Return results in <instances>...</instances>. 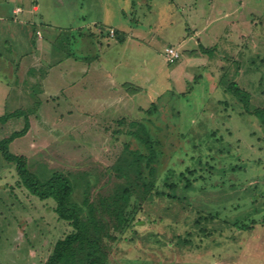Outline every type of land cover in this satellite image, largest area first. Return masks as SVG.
Masks as SVG:
<instances>
[{
    "label": "rangeland",
    "instance_id": "1",
    "mask_svg": "<svg viewBox=\"0 0 264 264\" xmlns=\"http://www.w3.org/2000/svg\"><path fill=\"white\" fill-rule=\"evenodd\" d=\"M16 111L10 153L68 177L106 264H264V0H0V117ZM54 207L0 155V264H45L71 232Z\"/></svg>",
    "mask_w": 264,
    "mask_h": 264
},
{
    "label": "trees",
    "instance_id": "2",
    "mask_svg": "<svg viewBox=\"0 0 264 264\" xmlns=\"http://www.w3.org/2000/svg\"><path fill=\"white\" fill-rule=\"evenodd\" d=\"M230 88H232V92L239 100L245 104L248 102V96L243 91L237 89L235 84H232ZM261 113L260 110L253 112L257 117H260ZM12 118H23L24 126L19 132H15L10 137L0 141L1 158L14 166L20 184L30 195L41 201L52 200L55 204L54 213L57 218L67 222L71 227V232L54 244L45 264H72L73 254L77 248L85 251L82 264H106L107 252L100 248L97 239L90 238L86 221L81 218L77 206L70 203L73 186L68 177L61 173H53L48 179L40 180L37 175L28 170L25 157L10 153L9 146L11 143L26 136L30 129L29 119L27 113L24 111H16L11 115H4L0 117V123H5ZM261 123L264 127V119L261 120ZM140 130L144 137L142 138L139 134L135 135L147 148V164L153 165L157 156L154 146H157V144L150 141L143 126H141ZM133 200L136 199L133 198L130 190L124 189L120 197L122 206H118L115 203L116 209L113 213L114 230L121 232L133 221L131 219L134 215ZM83 206L88 208L90 216L94 215V207L89 203L88 199H84Z\"/></svg>",
    "mask_w": 264,
    "mask_h": 264
},
{
    "label": "built area",
    "instance_id": "3",
    "mask_svg": "<svg viewBox=\"0 0 264 264\" xmlns=\"http://www.w3.org/2000/svg\"><path fill=\"white\" fill-rule=\"evenodd\" d=\"M165 54L167 55L168 57V62L169 63H173L174 61H176L178 59V53L173 50V49H166L165 50Z\"/></svg>",
    "mask_w": 264,
    "mask_h": 264
},
{
    "label": "crops",
    "instance_id": "4",
    "mask_svg": "<svg viewBox=\"0 0 264 264\" xmlns=\"http://www.w3.org/2000/svg\"><path fill=\"white\" fill-rule=\"evenodd\" d=\"M35 11H37V8L34 7ZM41 55H36V57H34V59L32 60L33 61V65L34 67H36V61H39V58H40ZM42 59V58H41ZM41 62V61H40ZM34 69V68H33Z\"/></svg>",
    "mask_w": 264,
    "mask_h": 264
}]
</instances>
